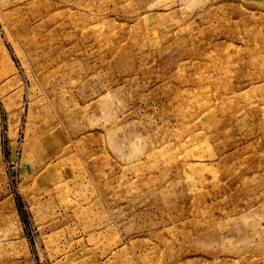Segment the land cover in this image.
<instances>
[{"label": "rangeland", "instance_id": "rangeland-1", "mask_svg": "<svg viewBox=\"0 0 264 264\" xmlns=\"http://www.w3.org/2000/svg\"><path fill=\"white\" fill-rule=\"evenodd\" d=\"M0 264H264V0H0Z\"/></svg>", "mask_w": 264, "mask_h": 264}]
</instances>
